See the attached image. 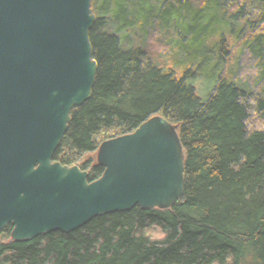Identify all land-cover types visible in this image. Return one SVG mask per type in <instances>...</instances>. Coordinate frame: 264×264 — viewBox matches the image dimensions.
Returning a JSON list of instances; mask_svg holds the SVG:
<instances>
[{
	"label": "trees",
	"instance_id": "obj_1",
	"mask_svg": "<svg viewBox=\"0 0 264 264\" xmlns=\"http://www.w3.org/2000/svg\"><path fill=\"white\" fill-rule=\"evenodd\" d=\"M221 1L109 0L99 36L83 45L79 0H0V64L32 47V70L3 91L26 106L0 122L1 238L37 221L38 264H264V0H228L237 27L192 46L193 29L219 28ZM167 18L177 24L175 50L158 65L153 34ZM51 47L95 86L150 71L161 108H171L116 143L111 166L129 197L116 219L105 179L66 146ZM91 95L71 113L124 131L127 105Z\"/></svg>",
	"mask_w": 264,
	"mask_h": 264
},
{
	"label": "rangeland",
	"instance_id": "obj_2",
	"mask_svg": "<svg viewBox=\"0 0 264 264\" xmlns=\"http://www.w3.org/2000/svg\"><path fill=\"white\" fill-rule=\"evenodd\" d=\"M82 8L80 20L89 34L82 39L83 45H90L99 36L106 23L109 0H79ZM238 25L234 10L228 0L221 1L219 28L202 26L190 34V44L200 48L209 41H219ZM0 28L3 25L0 23ZM5 30V29H4ZM177 24L172 18L165 19L161 27L154 31L151 45L152 58L158 65H167L175 50ZM9 39H22L16 30L6 28ZM32 47L26 44L10 53L6 63L0 64V122H5L11 115L26 106L24 101H13L3 96V91L13 87L19 80L26 78L32 70ZM50 69L56 84L55 104L64 118L65 143L72 155L96 179H105L111 202V213L117 218V212L129 202L126 191L122 188L111 166V158L116 143L123 136L133 133L140 127L149 125L168 113L171 108H161L162 101L151 82L159 80L150 71L141 69L127 81L114 85L95 86L86 83L78 70L76 59L57 47L49 49ZM103 94L107 98L118 99L127 105L130 113L129 122L124 131L117 132L110 126L98 124L88 112L72 114L71 108L80 99H90L92 93ZM263 197L260 201L259 220L264 224V185L260 186ZM118 208V209H117ZM39 223L32 221L14 239L0 237V264H38L41 249L38 241Z\"/></svg>",
	"mask_w": 264,
	"mask_h": 264
}]
</instances>
